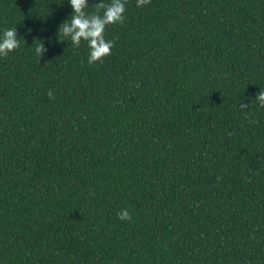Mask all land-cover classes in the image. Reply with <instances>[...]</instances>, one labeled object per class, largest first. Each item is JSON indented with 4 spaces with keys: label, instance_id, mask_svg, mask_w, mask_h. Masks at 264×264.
Instances as JSON below:
<instances>
[{
    "label": "trees",
    "instance_id": "16d2710c",
    "mask_svg": "<svg viewBox=\"0 0 264 264\" xmlns=\"http://www.w3.org/2000/svg\"><path fill=\"white\" fill-rule=\"evenodd\" d=\"M72 11L0 0V264H264V0H127L92 65Z\"/></svg>",
    "mask_w": 264,
    "mask_h": 264
},
{
    "label": "clouds",
    "instance_id": "9594fccd",
    "mask_svg": "<svg viewBox=\"0 0 264 264\" xmlns=\"http://www.w3.org/2000/svg\"><path fill=\"white\" fill-rule=\"evenodd\" d=\"M69 2L73 11L70 14V19L59 25L57 34L70 39L76 48L80 47L82 41L87 42L89 48L88 64L92 65L97 61L103 63L104 57L112 54L111 50L115 45L114 40L106 38V29L110 25L124 23L127 0H100L99 3H95V11L93 12L86 11L89 7L88 0H69ZM150 2L151 0H137V7L147 5ZM17 36L16 27L3 31V34L0 35V57H7L9 53L20 47ZM59 40L65 41V39ZM46 50L44 43L40 40L34 49L36 57L40 60ZM48 96L49 98L53 97L51 90L48 92ZM255 98L260 106L264 107V89H261ZM250 105L241 103L239 109H247ZM117 215L121 220H131L132 218L127 209H121Z\"/></svg>",
    "mask_w": 264,
    "mask_h": 264
}]
</instances>
